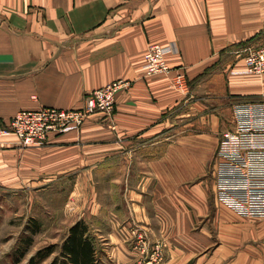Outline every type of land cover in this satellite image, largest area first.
<instances>
[{"label": "crops", "instance_id": "crops-1", "mask_svg": "<svg viewBox=\"0 0 264 264\" xmlns=\"http://www.w3.org/2000/svg\"><path fill=\"white\" fill-rule=\"evenodd\" d=\"M153 44L165 50V77L145 75ZM262 45L264 0H0V119L42 106L80 108L89 92L130 82L109 118L92 114L42 146L3 140L0 180L48 185L82 167L94 176L116 144L124 159L118 209L106 222L94 198L77 219L107 255L126 264L145 236L144 245H163L162 264H264V219L217 202L212 178L233 104L264 101V75L236 55ZM180 70L188 97L171 87Z\"/></svg>", "mask_w": 264, "mask_h": 264}, {"label": "built area", "instance_id": "built-area-1", "mask_svg": "<svg viewBox=\"0 0 264 264\" xmlns=\"http://www.w3.org/2000/svg\"><path fill=\"white\" fill-rule=\"evenodd\" d=\"M249 72L264 75V45L244 48L236 53ZM145 75L161 78L170 74L163 46L153 44L144 54ZM130 82L116 80L85 95L83 106L60 109L42 106L22 110L8 120L0 119V144L13 136L22 147L42 146L51 136L78 129L95 113L111 117L116 96ZM171 87L184 97L190 84L184 70L171 76ZM214 199L246 219H264V101L237 102L232 107L230 127L221 132L212 170ZM145 242V236L139 237ZM141 242V247L144 243ZM162 260V247L154 244L150 263Z\"/></svg>", "mask_w": 264, "mask_h": 264}, {"label": "rangeland", "instance_id": "rangeland-1", "mask_svg": "<svg viewBox=\"0 0 264 264\" xmlns=\"http://www.w3.org/2000/svg\"><path fill=\"white\" fill-rule=\"evenodd\" d=\"M229 122L231 118L227 115L224 129L229 127ZM117 141L113 138V143ZM112 149L115 151H111L110 158L100 165V169L93 171L94 176L87 175L89 172L82 167L76 172L61 174L48 185H43V179L20 185L0 180V264H26L37 250L50 244L60 245L69 225L88 210L87 206L94 198L101 201L100 205H105L107 222L109 211L118 209L119 166L124 164L116 151L117 145L114 144ZM77 173L82 174L77 177ZM74 188L75 192L71 194ZM93 225L99 226L100 222ZM156 244L162 247V260L158 262L162 264L165 261L163 245ZM102 246L104 251L108 247L104 243ZM153 246L154 243H148L130 248L126 264H156L148 261ZM52 257L41 264H48ZM101 264L123 263L118 262L115 253L109 256L104 252Z\"/></svg>", "mask_w": 264, "mask_h": 264}, {"label": "trees", "instance_id": "trees-1", "mask_svg": "<svg viewBox=\"0 0 264 264\" xmlns=\"http://www.w3.org/2000/svg\"><path fill=\"white\" fill-rule=\"evenodd\" d=\"M103 241L93 233L84 220L69 226L60 245L50 244L37 250L26 264H41L53 256L48 264H101Z\"/></svg>", "mask_w": 264, "mask_h": 264}]
</instances>
